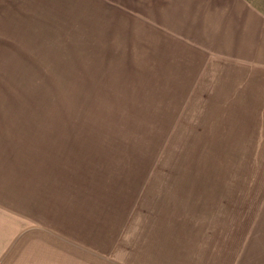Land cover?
<instances>
[{
  "label": "rangeland",
  "instance_id": "rangeland-1",
  "mask_svg": "<svg viewBox=\"0 0 264 264\" xmlns=\"http://www.w3.org/2000/svg\"><path fill=\"white\" fill-rule=\"evenodd\" d=\"M182 2L0 0L3 208L53 216L125 171L130 207L161 187L264 240V65L192 41Z\"/></svg>",
  "mask_w": 264,
  "mask_h": 264
},
{
  "label": "crops",
  "instance_id": "crops-1",
  "mask_svg": "<svg viewBox=\"0 0 264 264\" xmlns=\"http://www.w3.org/2000/svg\"><path fill=\"white\" fill-rule=\"evenodd\" d=\"M192 2L178 7L185 13L180 20L192 15L197 20L192 41L219 43L218 49L227 43L231 52L225 53L234 60H243L250 50V64L264 65L263 11L249 0ZM122 176L111 183L116 189L106 188L102 195L89 189L83 198L76 189L73 209L53 216L11 212L0 203V264H212L206 256L232 250L237 253L232 264H264V240H243L240 228L210 225L209 214L218 210L208 211L203 200H179L159 187L140 190L130 207L125 171Z\"/></svg>",
  "mask_w": 264,
  "mask_h": 264
}]
</instances>
